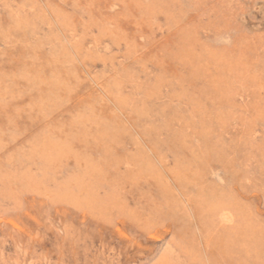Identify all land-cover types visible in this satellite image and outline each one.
<instances>
[{
	"label": "rangeland",
	"instance_id": "1",
	"mask_svg": "<svg viewBox=\"0 0 264 264\" xmlns=\"http://www.w3.org/2000/svg\"><path fill=\"white\" fill-rule=\"evenodd\" d=\"M0 264H264V0H0Z\"/></svg>",
	"mask_w": 264,
	"mask_h": 264
}]
</instances>
